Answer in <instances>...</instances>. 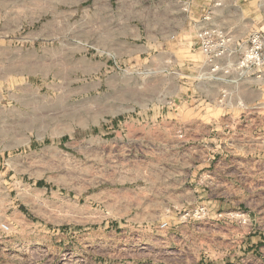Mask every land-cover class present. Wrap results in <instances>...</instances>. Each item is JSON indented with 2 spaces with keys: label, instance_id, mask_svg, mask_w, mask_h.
Listing matches in <instances>:
<instances>
[{
  "label": "rangeland",
  "instance_id": "obj_1",
  "mask_svg": "<svg viewBox=\"0 0 264 264\" xmlns=\"http://www.w3.org/2000/svg\"><path fill=\"white\" fill-rule=\"evenodd\" d=\"M53 30L37 62L0 53V113L28 129L0 134L11 224L0 264H264V166L231 207H193L168 174L183 144L141 115L165 70L138 49L97 51L78 6Z\"/></svg>",
  "mask_w": 264,
  "mask_h": 264
},
{
  "label": "crops",
  "instance_id": "obj_2",
  "mask_svg": "<svg viewBox=\"0 0 264 264\" xmlns=\"http://www.w3.org/2000/svg\"><path fill=\"white\" fill-rule=\"evenodd\" d=\"M263 4L189 0L184 11L179 0H0V53L27 51L33 63L39 61L40 52L52 51L57 14H71L78 6L82 20L96 21L97 51L119 54L122 45L130 54L137 49L147 54L151 68L166 73L143 109L150 122L144 127L178 138L183 155L167 160L169 179L191 195L193 207L220 212L231 207V198L242 196V181L255 178L264 166V79L247 78L219 102L223 86L200 77L205 68L195 34L206 24L245 39L260 19L264 29ZM253 6L258 11L251 16L247 10ZM207 12L210 19L204 22ZM18 62L13 67H20ZM7 117L0 113V134L28 131L22 123L9 127ZM8 143L1 136L0 149L6 151ZM1 182L0 221L10 203Z\"/></svg>",
  "mask_w": 264,
  "mask_h": 264
},
{
  "label": "built area",
  "instance_id": "obj_3",
  "mask_svg": "<svg viewBox=\"0 0 264 264\" xmlns=\"http://www.w3.org/2000/svg\"><path fill=\"white\" fill-rule=\"evenodd\" d=\"M187 11L189 0H179ZM210 19V12L203 21ZM197 48L203 56L204 68L201 78L215 81L223 86L222 100L232 96L240 84L255 76L264 79V29L252 32L246 41L211 25H202L195 34ZM11 230V224L0 221V242Z\"/></svg>",
  "mask_w": 264,
  "mask_h": 264
}]
</instances>
